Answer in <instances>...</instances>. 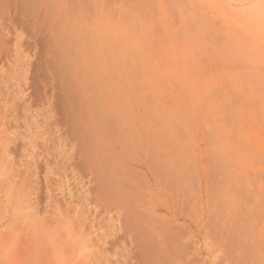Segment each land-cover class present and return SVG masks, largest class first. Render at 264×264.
Masks as SVG:
<instances>
[{
	"label": "bare ground",
	"instance_id": "obj_1",
	"mask_svg": "<svg viewBox=\"0 0 264 264\" xmlns=\"http://www.w3.org/2000/svg\"><path fill=\"white\" fill-rule=\"evenodd\" d=\"M212 67L214 71L210 70ZM176 89L187 96H195V101L203 98L206 101L205 113L213 116L207 122L206 126L211 128L208 130L216 131L215 139L220 140V134L226 139L222 144L214 142L216 145L212 149L221 165L220 181L228 182L226 187L220 181L217 188L212 184V190L217 192L213 197L212 217L217 220L214 221L224 220L231 207L236 205L237 209L241 200L236 198L235 192L243 190L245 207L242 215L248 225L245 235L249 240L258 241L264 235V0H0V92L4 91L0 95V192L10 217L8 232L0 233V264L12 262L9 261L10 251L16 253L17 237L27 226V234L32 240L28 238L30 244L24 253L33 251L34 261L38 260L36 253L39 250L35 253L31 249L37 247L36 243H40L36 249H41L45 240L50 254L45 252V248L42 254L49 257L52 264H128L130 261L153 264V234L149 233L151 240L146 237V228L150 229L153 222V201L149 198V204L145 202L147 205L139 202L145 193L149 192L148 196L153 197L150 193L153 188V157L155 159L156 156L153 127L158 123L159 111L166 109L159 106L162 109H158L153 125V108L157 105L153 107V98L161 99L160 95ZM175 103L171 108L173 118H176L174 111L181 109L190 113L193 108L187 101ZM199 103L197 101L196 105ZM11 104L15 113L25 116L27 136L8 131L10 121L6 111ZM170 110L165 112L170 114ZM123 114H129V126L126 127L132 126L134 135L126 133L128 129L131 131L130 128L125 133L135 136L139 145H143V157L140 155L139 160L126 163L121 170L115 161L116 170L120 171L109 174L107 170L108 173L104 171V174L98 167L100 161L98 166H94L92 162L95 160L91 157L106 154L102 153L103 149H93L92 146L101 143L103 138L105 140L109 128L116 124L114 118ZM126 115L121 117L123 122H127ZM191 116L193 118L194 115ZM235 117H241V126ZM38 118H43L45 124L52 122L61 126L57 131L59 141L77 145L83 168L92 170L96 176V199H101V203L106 199L108 205L105 203V208L114 207L120 210L117 213L119 218L125 216L122 226L125 230L122 231H126L130 244L134 246L131 258L126 251L125 256L116 253L111 261L106 256L109 254L99 250L97 239L99 248L95 247L96 242L91 240L94 233L89 236L87 229L90 232L97 223L94 227L95 219H91L89 211H84L86 207H67L63 213L56 206L57 211L50 215L51 219L48 216L42 217V221L39 217L36 219L32 204L36 189L29 180L31 161L36 150L47 151L44 138L49 136L47 130L38 125ZM160 118L158 120L162 121ZM112 119L113 125L110 124ZM203 119L200 125L207 121ZM119 125L124 124L120 122L118 128ZM110 135L109 139L113 137ZM114 135L116 140L118 135ZM119 136L120 141L124 136ZM14 140H21L32 151H25L28 161L22 172L11 158L10 148ZM134 140H131L133 148ZM126 143L131 145L130 141ZM139 145L135 146L138 152L139 148L141 150ZM172 148H158V153L165 159L159 164L160 169L156 168L154 172L159 175L165 169L171 175L169 167L174 170L175 176H170L173 183L187 189L185 180L193 178L187 169L189 164L177 153V147L175 150ZM60 150L63 148L59 149V154L63 155ZM101 163L106 165L104 160ZM121 171L124 175H135L138 178L134 181L136 184L121 186L128 177H122V182ZM167 178L170 183L171 178ZM128 195L133 200L128 198L131 202L123 204ZM196 202V208L191 201L189 205L195 212L194 220L199 222L202 210H197V213L196 209H200L201 203L199 200ZM184 204L182 207L186 206V201ZM1 208L0 199V211ZM24 253L21 252V256ZM42 254L39 253L40 260ZM28 258L16 264H37Z\"/></svg>",
	"mask_w": 264,
	"mask_h": 264
},
{
	"label": "rangeland",
	"instance_id": "obj_2",
	"mask_svg": "<svg viewBox=\"0 0 264 264\" xmlns=\"http://www.w3.org/2000/svg\"><path fill=\"white\" fill-rule=\"evenodd\" d=\"M212 68H210V70L214 71V68L213 69ZM176 90L170 93H163L162 95L163 97L161 95L159 96L161 97V99H159L158 97L153 98L154 99L153 107L155 106V104H157L156 107L153 108V118L155 117L153 119V122H154L153 125L156 123L155 120L158 114V109L159 110L162 109V108H159V106L166 107V109L165 108L164 109L165 111H168L173 107V105L176 104L175 102L180 104L181 102L187 101L189 103L188 105H190V107L192 105L193 108L191 109L190 113H184L183 110L181 109L177 111L173 110L174 113L176 112L175 113L176 118H173L174 114L173 112H171L172 109L170 110V114L169 112H165L164 109L163 111L165 113L162 110L159 111L157 118L159 119L160 116L163 115L160 118L163 120L159 121L157 119L158 123H156L153 127V150L156 152L155 159L153 157V160L155 161L158 160V162L153 161V188H152V191L150 192V193H153V197H152L153 199L150 196H148L149 195V192H148V193L141 195L142 197L140 196V199L141 198L143 199L144 196L147 194L145 198L143 199V201L141 199L139 202L140 204L143 203L147 205L149 204V198H150V201H153V222L150 224L151 228L153 229L146 228L149 231L148 232L146 230V237L148 236L147 238L149 240L153 239L152 240L153 247H154L153 249H155L153 250V264H264V235H261L258 241L249 240L247 238L248 236L245 235L247 234V231H248L247 221L245 220V217L242 215L244 212L243 207H245V201L243 200V197L245 196V191L236 190L235 196L237 199L241 200V203L239 204V206L237 205V209L235 207L236 205L231 207L232 208L231 212H229V214L224 220L218 223V222H215L217 221L216 217L214 218L212 217L214 216L213 215L214 213L213 212L214 210L213 208L214 198L213 197L214 195L217 196V192H214L212 188L214 189V186L218 187L219 185H221V184H218L220 182H222V184L225 187L228 185L227 181L225 180L220 181L221 165L215 159V156L212 153V149L217 143L218 144L225 143L226 139L223 136V134H220V140L215 139L216 131L214 129H212L211 131L208 130L209 126H206L208 125L207 122L208 121L210 122L213 116H211L208 113L207 114L205 113L204 106H205L206 101H204L203 98L197 99V101L200 102L199 104H201L202 106V109H200L201 108L200 105L199 104L198 106L196 105L197 103V101H195L196 99L193 100V97L195 96L190 97L188 95L189 96L188 97L186 94H182L178 90H177L178 92H176ZM0 93H1L0 95H3L4 91L1 90ZM179 94L181 97L179 96ZM173 95L175 96L174 98H173ZM176 96H178L179 99L178 97L176 98ZM11 98H12V92H10L9 103L12 102ZM163 98L165 99L163 102L164 104L162 103ZM16 102L17 101H15V103ZM161 105H164V106H161ZM194 105L197 107H195ZM155 111L157 112L154 113ZM161 111H162V114H161ZM6 112L8 115V121H10V126H9L8 131L18 132L20 134H24L25 136H27V129H26L27 127L25 125V119H24L25 116H23L21 113L20 114L15 113L16 111L12 104L7 109ZM177 112L183 113V116L181 113L180 114L178 113L179 114L178 115ZM192 114L195 116L196 119L194 118V116L192 118L191 116ZM110 115H111L110 117L113 116L112 114ZM123 115L125 116L126 114H123ZM123 115L121 116L118 115L120 117V120H116L117 118L119 119L118 116L117 118L113 117L116 124L118 122H119L118 124H120V122L121 124H124L122 126L119 125L120 128L122 127V129L118 128V124L117 126L116 124H114V126L117 127V129H115L114 126L112 127L110 124L113 125V123H115L114 120L112 119L111 123L109 124L111 128H109L110 131H108V133L106 134L105 140H103L104 139L103 138L101 140V143H98L99 145L97 144L98 146L97 145H94V147L92 146L93 149L99 148L101 151L103 149L102 153L106 154L104 155L105 157L97 156V155L95 156L93 155L91 157L92 160H95L94 162H92L93 163L92 165L94 166L96 165L98 166L99 161H100V164L98 167L99 169L101 168V171H103L104 174L107 170L109 171V174H111L112 172L114 173L115 171H120L121 168L128 165V163L131 164L139 160L138 158H141V156L143 157V154H142V152L144 151L142 150L143 145L142 146L139 145L135 136L126 135V133L133 134V131L131 129L133 127L131 125H130L131 127H126V125L129 124L128 122H129L130 116L129 114L126 115L125 119L128 118L127 122H123V119H121V117L124 118ZM199 115H200V118L201 117L204 119L206 118L207 120L206 122L202 123V125L200 124L203 121H202V118L199 119ZM180 116L182 119L180 118ZM189 116L190 118L194 120L190 119ZM177 118H179V120H177ZM235 119L239 126L243 124V120L241 119V117H237V118L235 117ZM196 120H199V121H196ZM37 121H38V125H41L42 130L44 129L47 130L49 136L45 138L43 137L47 151H43L42 149L36 150V154H34V156L32 157V161H31L32 162L31 163L32 172L29 175L30 177L29 180L32 182L31 184L36 189L32 196L33 208L36 211L35 214H37V216L35 215L36 219L37 217H39V220L42 221L41 218L44 217L45 219V217L47 216L49 219H51L50 217L53 215V212L55 213L57 211L56 206H58L59 209H62V210L64 209L65 211L67 210V207L74 206L80 209L83 207H86V208H83L84 211H89L91 219L92 217L93 219H95L93 221L94 227L96 223H97L96 228H98L99 226L98 229L96 228L90 229L91 233L89 232V229H87V234H89V236H91L94 233V236L93 235L91 236V240L93 239L92 241L93 243L96 242L95 247L96 248L100 247L99 250L102 249L101 251L104 250L103 253L109 254L106 256H108V258L110 257L109 259L111 261L115 259L116 253L117 254L119 253L120 255L122 254L125 256L126 251L129 255V258H131V256L133 255L134 246L130 244L131 243L130 238L128 239V237L130 236L126 233V231L125 232L122 231V230H125L122 227L124 226L123 220L125 216H123L122 218H119L117 213L120 210H117L114 207L112 208L108 206L107 208H105L106 205H108L107 204L108 202L106 199H105L106 201L104 200L102 201V203L99 201L101 199H98V198L96 199L95 190H94L96 187V183H95L97 180L96 176L92 174L93 172L92 170H87L83 168L82 158H80L78 146L75 145L74 143H71L65 140L59 141V138H58L59 133H57V131L59 132L61 126H58L52 122L49 124H45L43 118H38ZM183 121H184V125H183ZM186 122L187 124L185 125ZM197 122L199 123L198 124L199 126H204V127H197L198 126ZM162 123H164V126H161ZM205 126L207 129L205 128ZM128 128H130L132 132ZM127 129L130 133L127 131ZM109 133L113 134V137L110 139L109 137L112 135H110ZM114 133L116 134V136L120 135L121 138L123 136L125 138L123 137L124 139L122 138L119 141V138L117 136L115 140ZM39 136L41 135L39 134ZM130 137L132 141L133 139L136 140V143H133L134 148L132 147L131 140H129L131 145H129V143H126V142H129L128 138L130 139ZM214 142H216V144H214ZM60 143L62 145L58 147ZM138 145L139 147L141 146V150L138 147L139 152H138V149L137 150L135 149V146H138ZM160 146L161 147L173 146L172 148L173 150H175L174 148L177 147L178 148L177 153H179L184 160L186 159L187 163L189 164L187 169L189 168L188 170L192 173L193 178L191 180V178L188 177L187 179L188 181L185 180V186H188L186 187L187 189H184L185 187L183 186L184 187L183 189L185 191H183L181 187L179 186L177 187L173 183L172 181L173 179L171 177L174 175L173 173L174 170L171 171L172 169H170L169 167L167 168H168V171H170V174L172 173L171 175H169L168 174L169 172H167V170L165 169H164V172L162 171L163 173L160 171L162 174L161 173L159 175L155 174L154 172L155 169L156 168L160 169L159 164L162 163V161H164L163 159H165L162 154L160 155V153H158V148ZM58 148L59 149L63 148V150H60L63 153V155H61V153L59 154ZM104 149H106L107 152H104ZM134 149L136 150V152H134L135 151ZM10 151L12 154L11 158H13L15 166L19 168L20 172L25 170V163L26 161H28L27 160L28 158H26L24 154H25V151L26 152L29 151L30 153H32L31 148H29V146L23 143L21 140H16V141L14 140V142L11 144ZM110 151H111V154L109 153ZM154 151H153V154L155 153ZM132 153L134 154L136 153L137 155L136 154L135 155L137 157L133 155L135 157L134 158L132 156ZM157 153L159 154L158 157H157ZM108 155H110L111 157L108 158ZM110 159L113 160V166H115L114 168L111 165L112 160L110 161ZM133 159H135V161ZM103 160L106 163V165L105 164L101 165L102 164L101 161ZM108 161L109 163L111 162L109 165L107 163ZM115 161L119 164L120 168L119 167L118 168L120 170L119 169L116 170L117 163ZM114 163H116V165ZM121 163H124V164H121ZM163 165L164 164H162V166ZM110 166L112 167V169ZM120 174H121V179H120L121 181H122V177L124 178L125 176L132 178L131 180L130 178L127 177L126 180H123L124 182L123 181L122 182L124 184L121 185L123 187H125L124 186L125 184L132 186V184H136V182L134 183V181L136 180L138 181V178L135 175H132V176L124 175L122 174V171ZM165 174L166 175L168 174L167 175L168 178H171V180L169 179L171 181L170 183L168 182V180L165 179L167 178V177H164ZM18 177H19V174H17L16 179H18ZM134 177H136L135 180L133 179ZM156 179H158V181ZM120 180H119V184H121ZM171 185L175 186L176 188L173 186L171 187ZM233 190L235 191V189ZM212 193H215V194H212ZM197 194H200L199 197L197 196ZM0 195H1L0 199L2 201V208L0 211V233L3 234V233L8 232L10 217H9V209H8L7 203L4 201V197L1 192H0ZM177 195L179 196L178 197L179 199L177 198ZM128 196L129 197L126 196L127 199L123 200V204H125V202L127 201L130 203L133 200L132 196L130 195ZM147 196H148V200H147ZM195 196H196V199H194ZM180 197L183 198V201H181ZM128 198L131 199V201ZM200 198L202 202H200ZM96 200L98 202H96ZM184 200L186 201V206L182 207V205L185 203ZM194 200L196 201L199 200L198 203H201L199 204L200 209H198V207L196 209V211L202 210L201 212L202 214L200 213L201 216H200L199 222L194 220L196 219L194 216L195 212L193 209H191L192 207H190L192 205L194 207L197 205L196 204L197 202ZM211 200L213 203H211ZM190 201L192 205H189ZM97 203L98 204L100 203V204L98 205ZM102 204L104 207L102 206ZM164 207L166 208L168 207L167 208L168 210ZM107 209L109 210L107 211ZM64 210H63V213H64ZM199 211H197V213ZM209 218H211L212 222H209L210 220ZM48 221L50 222L51 220H48ZM109 222H111L110 225H108ZM100 224L104 226L101 227ZM26 228L23 230H20V233L17 237L18 243L16 246L17 248L15 250L16 253H14L13 250L10 251L9 261L10 260L12 261L10 262V264L19 263L25 257H29L28 259L30 261L32 260V262H36L37 264H52V261H50L51 259L49 260V257L45 258L43 256L44 254H42L43 248H45V252H47V254H50L49 253L50 250H46L49 247H47V242L45 240L42 241L43 246L41 245L42 248L40 246L41 249H36V248H39L40 243L39 244L36 243L35 245L37 247L35 246L36 248L31 249V250H35V253L37 252L36 250H39L38 252L42 254L41 260L39 258V253H36L38 254L37 255L38 257L36 256V258L39 261L38 260L34 261L35 258L33 255L34 254L33 251L27 252V254L25 255L26 253L25 251L28 250L26 249V246L30 242V239L32 240V237H30L27 234ZM115 228L117 230H115ZM25 230H26L27 235L25 234ZM95 230H98V231H95ZM152 230H153V233H152ZM149 233L151 235L153 234L152 235L153 238L151 237L150 239L151 235ZM106 234H110V235H106ZM96 235L98 236L101 235V236L100 237L97 236L99 238L98 239ZM29 237L30 239H28ZM103 237L105 238V240ZM101 238H103V240ZM96 239L99 241L98 243H100L99 244L100 246L97 245L98 243ZM32 242L33 241H31V244ZM43 242L46 245H44ZM104 242H106V244H104ZM162 246H164L165 249L164 248L162 249ZM8 247H10V244ZM156 247H158L159 249H157ZM21 252L22 253L25 252L23 255L24 257L21 256L20 254ZM18 253L20 254L19 255L20 259H18L19 258ZM30 254L33 255V256L31 255L32 256L31 258L29 256ZM11 257L16 260L14 259L12 260ZM128 264H135V263L134 261H130Z\"/></svg>",
	"mask_w": 264,
	"mask_h": 264
}]
</instances>
